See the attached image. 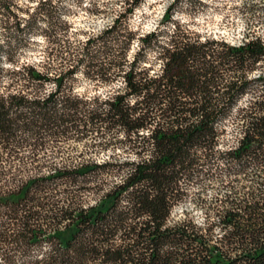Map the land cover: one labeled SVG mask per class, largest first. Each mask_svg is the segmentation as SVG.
Here are the masks:
<instances>
[{
	"label": "trees",
	"instance_id": "16d2710c",
	"mask_svg": "<svg viewBox=\"0 0 264 264\" xmlns=\"http://www.w3.org/2000/svg\"><path fill=\"white\" fill-rule=\"evenodd\" d=\"M58 1L0 0V264H264V33L249 26L231 43L173 16L198 0H172L143 31L129 22L140 0H124L82 39ZM110 7L89 0L91 13ZM33 35L41 56L20 63ZM80 73L109 93H77ZM69 139L126 155L38 157ZM15 171L30 173L10 183ZM79 178L103 189L95 203L52 198L91 188H69ZM187 199L202 218L169 222Z\"/></svg>",
	"mask_w": 264,
	"mask_h": 264
},
{
	"label": "rangeland",
	"instance_id": "374dc122",
	"mask_svg": "<svg viewBox=\"0 0 264 264\" xmlns=\"http://www.w3.org/2000/svg\"><path fill=\"white\" fill-rule=\"evenodd\" d=\"M28 0H18L19 5L23 8L26 7V2ZM111 6V11L108 14L103 13H91L89 11V0L87 5H85V0L81 2H77L75 0H59L56 5L58 7H68L71 9V12L66 15L68 19L61 18L66 21L70 27V35L82 38L87 34L97 33L105 24H107L114 17V14L117 10L124 5V0H105ZM199 1V2H198ZM193 6L186 5H177L172 8V13L174 17H179L182 20H193L194 28L198 30L207 31L216 36H221L227 41L231 43H236L240 40L245 30L248 29L249 26L251 28L258 30L259 32L264 33V21L258 23H250V18H264V0H198ZM32 2V1H30ZM172 0H140L139 5L135 7L134 12L129 18V22L133 28L140 29L146 31L147 27H151L153 29L155 25L161 18L162 13L165 8L170 4ZM246 2H250L251 4H255L254 8L251 11H246L243 8V5ZM21 13V11H20ZM81 13L84 15L82 16ZM24 14V13H23ZM21 16V14H20ZM241 25L243 27L241 28ZM23 33V32H22ZM28 35V34H27ZM18 37L23 41L26 40V35L21 34V31L18 34ZM35 37H39L33 35L32 41L27 42L20 48V63L22 61H37L41 56L40 49V40L35 39ZM154 56V53L151 54ZM75 87L76 89H82V92H78L79 94H100L104 96L109 93V87L104 86H95L94 83L86 78L81 73L75 77ZM122 82L121 78H117L111 84V87L116 88ZM90 139H69L66 142L59 143V152L51 153L47 152V154H40L38 157H48L50 161L54 160H62L67 162H81L88 159H94L96 161H102L109 157V155L113 152L119 157H123L126 155L125 153H120L119 149H96L88 147L90 143ZM27 153L19 154L18 157H10L13 161L21 162V156H24ZM47 155V156H46ZM129 158H133V156H126ZM5 158V155H3ZM26 158L24 157V160ZM29 160V159H28ZM30 173V172H29ZM23 175L21 171H15L14 173H10L6 176V180L10 183L12 181L17 182V179L21 181H25L28 177V174ZM15 177V178H12ZM114 179V178H113ZM112 178L107 179L103 188H106L111 183ZM76 181V180H75ZM58 183V188L62 189L66 186L64 181H56ZM68 183V182H65ZM75 183V184H74ZM54 184V183H52ZM85 184L82 179H78L76 182H72L71 187L76 188L77 186H91V188L85 190H73L70 193L54 192V196L52 198H63L68 196V198L75 202L76 204H81L83 206L90 205L95 203L99 196L102 194L103 189H99L98 185L95 182L90 181ZM215 187H208L206 191L208 194L214 191ZM72 190V189H70ZM46 194L51 197L52 193L46 192ZM183 213H187L194 220L199 221L202 218L201 208L196 206L191 200L187 199L182 203L176 205L171 212L169 222L176 220L180 217H183ZM49 247L48 241H42L40 247H34L29 254H33L36 252L44 251ZM21 254L24 255V252L21 251ZM20 254V255H21ZM28 255V253H27Z\"/></svg>",
	"mask_w": 264,
	"mask_h": 264
},
{
	"label": "clouds",
	"instance_id": "9594fccd",
	"mask_svg": "<svg viewBox=\"0 0 264 264\" xmlns=\"http://www.w3.org/2000/svg\"><path fill=\"white\" fill-rule=\"evenodd\" d=\"M87 3H88V0H85V5H87ZM81 15L83 16L84 14L83 13H81ZM65 19H68L67 17H65ZM243 27V25H241V28ZM146 31H149V30H151V27H147L146 29H145ZM35 39H38V40H40V42L43 44L44 43V38L43 37H35ZM82 39H83V37H82ZM135 45L133 46V49L135 50ZM7 67H10V65H7ZM160 68V65H157V69H159ZM79 75V74H78ZM77 91L78 92H82V89H77Z\"/></svg>",
	"mask_w": 264,
	"mask_h": 264
}]
</instances>
